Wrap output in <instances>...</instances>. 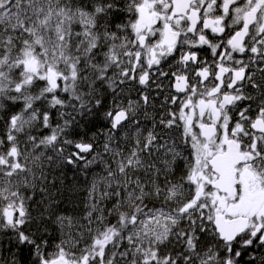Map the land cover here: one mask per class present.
Masks as SVG:
<instances>
[{
  "label": "snow or ice",
  "instance_id": "obj_1",
  "mask_svg": "<svg viewBox=\"0 0 264 264\" xmlns=\"http://www.w3.org/2000/svg\"><path fill=\"white\" fill-rule=\"evenodd\" d=\"M0 264H264V0H0Z\"/></svg>",
  "mask_w": 264,
  "mask_h": 264
}]
</instances>
